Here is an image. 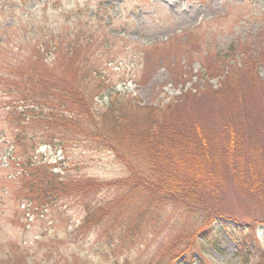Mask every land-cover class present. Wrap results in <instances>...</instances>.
I'll list each match as a JSON object with an SVG mask.
<instances>
[{"label":"rangeland","instance_id":"rangeland-1","mask_svg":"<svg viewBox=\"0 0 264 264\" xmlns=\"http://www.w3.org/2000/svg\"><path fill=\"white\" fill-rule=\"evenodd\" d=\"M53 34L54 52L47 57L39 47ZM40 60L73 84L85 76L94 84L91 73L96 69L99 79L106 78L111 88L131 93L144 106H164L187 93L182 101L185 115L222 138L232 130L226 128L228 118L243 111L253 125L252 143L264 142V0H55L46 6L37 0H0V131L4 129L7 138L19 131L9 120L11 97L1 80L12 79L9 74L16 67H37ZM79 69L83 73L77 76ZM233 79L247 83L241 88ZM204 83L219 93L207 94V88H201ZM235 98L242 110L232 109ZM94 100L103 107L107 97ZM3 138L0 264H125L97 255L95 249L102 243L96 231L75 235L82 205L63 198L45 209L42 201L30 206L22 198L28 195L21 181L24 172L14 162L10 165L13 151ZM28 146L17 148L19 163ZM85 150L70 144L68 164L101 179L122 176V167L107 153ZM38 152L37 159L54 165L64 157L49 146ZM231 208L242 220L261 216V207L247 208L241 198ZM260 236L261 244L252 245L254 255L246 261L225 233L218 236L217 245L199 246L205 264H264V229ZM144 255L132 252L128 264H140Z\"/></svg>","mask_w":264,"mask_h":264},{"label":"trees","instance_id":"trees-1","mask_svg":"<svg viewBox=\"0 0 264 264\" xmlns=\"http://www.w3.org/2000/svg\"><path fill=\"white\" fill-rule=\"evenodd\" d=\"M43 1L55 4L37 3ZM56 38L53 34L48 44H40L43 55L51 57ZM52 68L40 60L37 67H16L12 79L1 80L11 97L9 120L19 132L7 138L2 129L0 136L12 148L10 165L14 162L24 172L21 181L28 195L22 198L30 206L42 201L46 209L63 198L82 205L75 235L96 231L102 246L95 252L115 263L128 264L136 251L145 254L140 264H205L199 245H217L222 233L235 242L244 261L254 255L252 245L261 244L264 229V142L252 143L248 114L228 118L226 128L232 130L222 142L221 134L213 135L206 124L185 115L187 93L164 106H144L131 93L111 88L106 78L99 79L96 69L94 84L83 75L73 84ZM82 73L79 69L77 76ZM235 80L241 88L247 83ZM201 88L219 93L207 83ZM96 96L107 97L103 107ZM239 101L234 99L233 110L243 109ZM23 144L29 146L19 163L22 156L16 152ZM70 144L90 154L107 153L122 167V176L101 179L69 165L65 153ZM43 146L64 157L56 165L37 159ZM238 198L247 208L261 207V216L249 221L233 216Z\"/></svg>","mask_w":264,"mask_h":264}]
</instances>
